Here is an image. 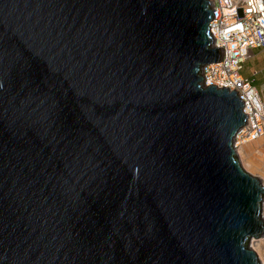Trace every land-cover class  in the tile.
Instances as JSON below:
<instances>
[{"label": "water", "instance_id": "obj_1", "mask_svg": "<svg viewBox=\"0 0 264 264\" xmlns=\"http://www.w3.org/2000/svg\"><path fill=\"white\" fill-rule=\"evenodd\" d=\"M208 0H0V264H264V182L206 86Z\"/></svg>", "mask_w": 264, "mask_h": 264}, {"label": "built area", "instance_id": "obj_2", "mask_svg": "<svg viewBox=\"0 0 264 264\" xmlns=\"http://www.w3.org/2000/svg\"><path fill=\"white\" fill-rule=\"evenodd\" d=\"M208 1L213 13L209 29L213 46L220 49V59L204 65L201 74L206 86L235 90L243 102L246 121L234 138L239 156V147L264 136V97L241 74L253 50L264 49V0Z\"/></svg>", "mask_w": 264, "mask_h": 264}, {"label": "crops", "instance_id": "obj_3", "mask_svg": "<svg viewBox=\"0 0 264 264\" xmlns=\"http://www.w3.org/2000/svg\"><path fill=\"white\" fill-rule=\"evenodd\" d=\"M244 64L245 70L242 76L249 79L264 97V49L253 50L252 55L245 60ZM250 143H255L252 157L256 163V172L253 174L264 178V136Z\"/></svg>", "mask_w": 264, "mask_h": 264}, {"label": "bare ground", "instance_id": "obj_4", "mask_svg": "<svg viewBox=\"0 0 264 264\" xmlns=\"http://www.w3.org/2000/svg\"><path fill=\"white\" fill-rule=\"evenodd\" d=\"M254 142V141H252ZM249 144H251L250 142H248V144H244L241 147L238 148V154L240 158V161H242V166L245 167V169L249 172L254 171L256 168L253 166V164H251L250 162H247L245 153H246V148L248 147L249 149ZM254 148V147H253ZM264 180V179H262ZM252 249H254L257 254L259 255L262 263H264V236L259 237V238H254V240H251L250 243Z\"/></svg>", "mask_w": 264, "mask_h": 264}, {"label": "rangeland", "instance_id": "obj_5", "mask_svg": "<svg viewBox=\"0 0 264 264\" xmlns=\"http://www.w3.org/2000/svg\"><path fill=\"white\" fill-rule=\"evenodd\" d=\"M245 65V64H244ZM244 65H243V68H242V70H241V74L243 73V71L245 70L244 68ZM255 143H251V144H249V149H248V147L246 148V153H245V156H246V159H247V162H250L251 164H253V166L254 167H256V163H255V161H254V159H253V157H252V153L254 152V148H253V145H254ZM241 158V157H240ZM241 163H242V161H241ZM243 165V164H242ZM244 167V166H243ZM245 168V167H244ZM254 172H256V169L254 170V171H252V174L254 173ZM251 173V172H250ZM262 179H264V178H262ZM254 240V239H253Z\"/></svg>", "mask_w": 264, "mask_h": 264}]
</instances>
